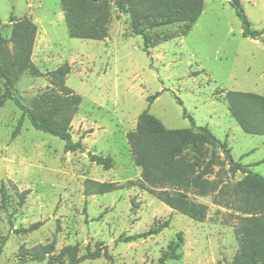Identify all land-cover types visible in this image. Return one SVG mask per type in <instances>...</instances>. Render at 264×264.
Wrapping results in <instances>:
<instances>
[{
    "label": "rangeland",
    "instance_id": "374dc122",
    "mask_svg": "<svg viewBox=\"0 0 264 264\" xmlns=\"http://www.w3.org/2000/svg\"><path fill=\"white\" fill-rule=\"evenodd\" d=\"M115 1V0H113ZM256 39L243 36L242 21L231 0H205L204 11L186 36L182 24L149 31L150 36H178L144 51V40L131 29L130 17L112 7L109 38L74 39L60 0H0V33L9 38L11 17L28 18L38 26L32 60L44 73L68 63L66 84L82 96L72 122L74 142L83 151L65 149L66 142L36 130L27 116L12 137L23 112L14 101L0 109V188L6 208H0V264L23 263L20 254L56 240V256L69 245L80 255L98 244L114 264H158L169 246L183 241L179 260L165 264H229L237 250V213L220 203L218 192L192 199L209 207L205 222L173 211L142 190L128 187L141 180L127 134L146 110L168 129L207 127L226 141L237 162L264 176V136L245 133L231 116L229 91L264 96V0H241ZM261 39V40H260ZM35 48V47H34ZM47 77L22 75L13 94L25 107L48 86ZM1 92L4 91L0 80ZM158 95L149 104L148 98ZM181 102V103H180ZM89 154L110 156L113 168L93 163ZM219 165L211 180L234 186L244 174L233 173L225 155L216 151ZM187 157H192L188 152ZM260 163V164H259ZM258 164V165H257ZM87 179L118 182L126 188L85 196ZM29 191L23 204L20 196ZM0 192V203H1ZM231 199V198H230ZM170 221L168 228L129 243L122 238L141 234ZM39 223L32 231H23ZM68 264V263H65ZM81 264H110L101 256Z\"/></svg>",
    "mask_w": 264,
    "mask_h": 264
},
{
    "label": "trees",
    "instance_id": "16d2710c",
    "mask_svg": "<svg viewBox=\"0 0 264 264\" xmlns=\"http://www.w3.org/2000/svg\"><path fill=\"white\" fill-rule=\"evenodd\" d=\"M60 3L71 38L93 41L108 39L112 7L115 6L121 13L129 15L133 34L143 38V49L149 54L151 49L163 42L188 35L205 7V0H60ZM237 13L242 21L244 37L256 39L262 35L261 31L253 29L243 8L237 9ZM9 22L12 25L11 36L6 38L0 33V80L4 87V91L0 89V109L4 101L11 100L23 112L12 137L19 134L23 118L27 116L36 130L65 141L67 152L83 151V143L74 142L71 133L72 122L82 103V96L66 84L72 72L71 66L65 63L54 71L42 72L32 60L38 26L28 18L11 17ZM175 24L183 25L178 36L159 38L148 33ZM26 73L33 77H47L49 83L46 90L32 100L30 107L23 106L13 94L16 82ZM157 98L158 95L148 98L149 104ZM226 98L230 114L241 129L250 135L264 136V96L229 91ZM127 139L134 162L142 172L138 184L129 182L128 187L137 185L173 211L200 223L208 218L209 207L192 199L191 195L204 197L219 190L220 203L224 202L226 207L237 213L238 250L229 264H264V176L255 173L250 166L237 162L226 141L218 139L207 127L168 129L148 110L138 117L136 129L127 134ZM217 150L225 155L231 172L244 174L242 180L232 187L221 186L222 182L210 179L219 165ZM188 152L192 153V157H187ZM89 159L106 170L113 168L110 156L89 154ZM125 188L118 182L87 179L84 193L89 197ZM0 192V208H6L5 189L0 188ZM28 194L29 191L21 194L20 204L24 203ZM39 225L34 224L23 231H32ZM169 225L168 220L141 234L122 238V241L129 243L146 239L161 233ZM177 237L178 242L169 246L158 264L180 259L177 251L183 241L182 234ZM55 251L56 240L26 250L19 255V259L23 263L47 261L48 264H81L85 260L104 256L110 264H114L113 257L101 248V244L94 252L88 249L85 255H80L77 245L62 248L56 256L53 255Z\"/></svg>",
    "mask_w": 264,
    "mask_h": 264
},
{
    "label": "water",
    "instance_id": "95a60500",
    "mask_svg": "<svg viewBox=\"0 0 264 264\" xmlns=\"http://www.w3.org/2000/svg\"><path fill=\"white\" fill-rule=\"evenodd\" d=\"M236 9L242 8L241 0H231ZM261 40V39H260Z\"/></svg>",
    "mask_w": 264,
    "mask_h": 264
},
{
    "label": "crops",
    "instance_id": "0c3cea01",
    "mask_svg": "<svg viewBox=\"0 0 264 264\" xmlns=\"http://www.w3.org/2000/svg\"><path fill=\"white\" fill-rule=\"evenodd\" d=\"M38 36H39V34H37L36 43H35V48H34V54H35V50H36V48H37V44H38Z\"/></svg>",
    "mask_w": 264,
    "mask_h": 264
}]
</instances>
